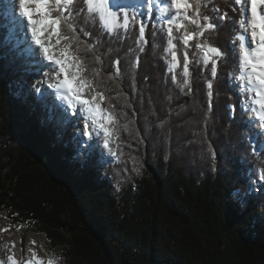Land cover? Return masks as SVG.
<instances>
[{
  "label": "trees",
  "instance_id": "1",
  "mask_svg": "<svg viewBox=\"0 0 264 264\" xmlns=\"http://www.w3.org/2000/svg\"><path fill=\"white\" fill-rule=\"evenodd\" d=\"M9 9L0 0V211H10L17 228L37 227L48 261L264 264V181L258 178L264 145L230 80L238 71L234 0H208L202 8L217 25L204 38L228 53L218 64L210 106L211 65L190 64L191 91L172 82L157 11L151 19L142 14L147 43L138 45V26L110 34L87 16L84 0H75L73 13L85 10L76 16L84 42L79 55L99 70L93 82L105 96L101 108L111 103L119 118L116 157L101 141L106 155L97 159L88 146L75 155L85 143L82 132L64 144L65 121L20 91L29 84L48 89L44 73L52 69L20 55ZM225 12L228 18L219 21ZM88 44H95L100 62ZM195 52L188 49L190 60Z\"/></svg>",
  "mask_w": 264,
  "mask_h": 264
},
{
  "label": "snow or ice",
  "instance_id": "2",
  "mask_svg": "<svg viewBox=\"0 0 264 264\" xmlns=\"http://www.w3.org/2000/svg\"><path fill=\"white\" fill-rule=\"evenodd\" d=\"M74 3L75 0H14L11 8L18 14V26L24 32L23 39H19L16 46L22 48L21 56L31 57L34 63L52 69L51 75L45 72L44 76L49 78L47 86L54 90L63 106V112L71 113L72 116L79 112V118L84 122L81 134L96 144L102 141L108 155L116 157V148L120 147L119 118L111 103L107 108H101L105 96L103 92L96 91L97 85L93 82L99 76V70H90L85 59L79 55L84 42L77 32L76 16L85 10L73 13L71 6ZM84 3L87 16L93 21L98 19L110 34H117L121 29L126 33L130 28L138 26V45L147 43L146 24L141 19L142 14L144 18L151 19L152 12L157 11V23L166 35L167 71L171 73L172 82L181 91L185 88L191 91L190 64L195 61L205 68L211 65L208 70L212 80L206 83L210 106L218 64L227 61L228 53L212 46L204 38L206 32L217 28L211 22L212 18L202 12L208 0H141L136 5L124 4L121 0H84ZM234 3L240 12L239 20L234 21V27L238 25L239 31L232 41V56L237 61L238 71L230 74V80L241 97V109L251 113L249 122L264 130V0H234ZM213 10L218 11L217 8ZM236 10L233 8V11ZM227 18L226 12L217 17L219 21ZM80 31L83 32V28ZM83 34L90 35L87 32ZM193 40L196 41L194 45L190 43ZM176 41L180 42V48ZM94 47L95 44H88L86 51L93 52L96 62H100V57L94 53ZM190 47L196 49L191 60L188 55ZM140 51H143V47ZM44 62L48 64L45 65ZM177 69L180 70L179 73ZM89 72L92 78L88 75ZM36 91L39 92L40 89L36 88ZM230 108L234 112L236 106L230 105ZM49 119H53V116H49ZM76 122L78 121H73ZM123 128L127 131L128 125L124 124ZM88 147L93 149L95 144H88ZM258 178L264 181V170L258 172ZM234 195L239 196V193ZM32 243L35 244V241ZM12 248H15L14 242ZM0 250L10 251L7 245ZM33 257L34 260H29L26 256L23 260H17L13 252L6 259H0V264H45L35 251ZM47 264L55 262L50 259Z\"/></svg>",
  "mask_w": 264,
  "mask_h": 264
},
{
  "label": "rangeland",
  "instance_id": "3",
  "mask_svg": "<svg viewBox=\"0 0 264 264\" xmlns=\"http://www.w3.org/2000/svg\"><path fill=\"white\" fill-rule=\"evenodd\" d=\"M9 2H11V3H9L10 14H12L14 19H15L13 28L15 30L16 37L18 38V40L23 39V36H22V35H24V34H22L23 30L18 26V14L14 13L12 11V8H11V4L14 2V0H11ZM121 2L124 4L131 3L132 5H135L134 4L135 2L136 3L138 2V4H139V3H141V0H126V1L123 0ZM127 2H129V3H127ZM44 64L47 65L48 62H44ZM38 65H41V64H38ZM13 81L15 82L14 77H13ZM36 88L37 87L34 88L32 84H29V86L21 87L20 91H22L23 94L28 96L29 100L32 103H36V101L38 100L39 101L38 105L39 104L43 105L44 108L52 107V112L50 114L55 115V116H59L64 121H65V119L67 120V123H66L67 130L64 133L62 138H63L64 144H67V143L69 144L70 141H73L75 139V135L77 134V131L82 132V130H83V125H82L83 120L78 117L79 112L77 113L76 116H72L71 113H64L63 112V106L61 105V102L56 98V95H55L53 89L48 88L45 91L40 90L39 92H37ZM37 113H40V107L37 108ZM250 117H251V113H248L247 118L249 121H250ZM73 121H78V122L73 123ZM252 127L254 128V130L256 132L259 143L261 145H264L261 132L255 126H253V124H252ZM83 138H84L85 143L84 144L83 143L78 144V148L75 152V155L83 154L82 150H88L87 146H88L89 142H94V144H95V147L93 148V152H92L95 159H97L99 157H104L106 155L105 150L102 148L100 143L96 144L95 141H88V137L86 135H83ZM67 161L72 162V160L70 158H67ZM0 220L1 221H8L11 224L12 233L10 236H12V237H14L17 234V232H20L23 235L28 233V232H31L32 234H34V236L36 238L37 245H38V249H39V251H37L38 252L37 255L40 259H42L45 262V264H47L48 257H47V253L45 251V245L47 244V241H46L44 235L37 229V227H35V226H31V227L22 226L20 228L15 227V225L13 224V222L11 220L10 211H8L6 209L0 211ZM1 238H2V234H0V239ZM2 247L3 246H1L0 248H2ZM5 254H6L5 251L0 250V258Z\"/></svg>",
  "mask_w": 264,
  "mask_h": 264
},
{
  "label": "bare ground",
  "instance_id": "4",
  "mask_svg": "<svg viewBox=\"0 0 264 264\" xmlns=\"http://www.w3.org/2000/svg\"><path fill=\"white\" fill-rule=\"evenodd\" d=\"M7 1L9 2L11 0H7ZM121 1H123V0H121ZM9 3H11V2H9ZM127 3H129V2H127ZM22 34H24V32ZM82 125L84 127V122ZM256 128L261 132L262 140L264 142V130H262L258 127H256ZM0 229H8L7 231H0V234H2V238L0 239V247L7 245L10 249V251L6 252V254L3 255L0 259H6L7 255L12 254L14 252L17 260H23L25 256L29 260H34L33 251H35L36 254H38L37 251H39L34 234H32L31 232H28V233L23 235L22 233L17 232V234L14 237H12V236H10L12 233V227L8 221H1L0 220ZM33 241H35V244L32 243ZM13 242L15 243V248H12ZM22 249H23V251H22Z\"/></svg>",
  "mask_w": 264,
  "mask_h": 264
}]
</instances>
